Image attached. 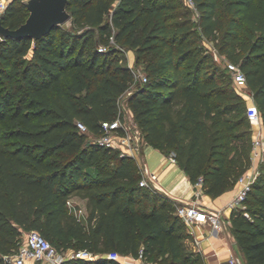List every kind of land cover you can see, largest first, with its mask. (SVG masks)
I'll return each mask as SVG.
<instances>
[{"label":"trees","instance_id":"1","mask_svg":"<svg viewBox=\"0 0 264 264\" xmlns=\"http://www.w3.org/2000/svg\"><path fill=\"white\" fill-rule=\"evenodd\" d=\"M192 1L195 7L188 0H69L70 28L55 26L38 40L0 35V264H11L5 256L31 231L60 253L97 256L63 264H121L106 257L114 252L205 264L186 248L178 202L140 185L135 158L91 139L120 116L129 94L149 147L173 155L194 185L202 179L213 198L238 185L251 165L254 132L247 115L230 113L250 93L264 125V0ZM29 14L13 0L1 16L17 29ZM205 39L244 72V90L214 63ZM125 51L143 63L146 82L136 79ZM75 199L86 202L85 220ZM244 206L232 210L231 230L247 264H264L259 177Z\"/></svg>","mask_w":264,"mask_h":264},{"label":"built area","instance_id":"2","mask_svg":"<svg viewBox=\"0 0 264 264\" xmlns=\"http://www.w3.org/2000/svg\"><path fill=\"white\" fill-rule=\"evenodd\" d=\"M13 0H0V16L5 12L9 4ZM25 3L29 0H22ZM192 7H195L192 0H188ZM102 50V49H101ZM228 67L232 70L233 80L239 89L244 90L247 86V80L244 72L237 66L228 63ZM143 82L147 81L146 76L142 77ZM251 102L252 106L248 113V119L254 132L252 141V155L250 168L240 177L238 181V192L235 198L227 206V209H244V202L248 196V193L252 189L253 184L259 177L260 163L264 161V125L262 116L257 104L254 101L252 94L244 92ZM127 110L122 111L118 118L113 121L102 122V133L96 138V142L106 148L119 151L123 156H130L135 158L139 163L143 178L140 182L142 186H151L157 190L159 176L153 172H150L146 166V148L149 147L142 130L136 123L134 116L132 121L127 118ZM78 127L81 131L89 133L87 126L81 122L78 123ZM169 159L172 163H177L176 158L171 155ZM195 199L193 201L176 200L177 215L187 224L189 231L201 225H208L212 231L226 230L228 225L224 219V211H211L201 206L197 199L203 192L202 179L196 184ZM70 206L73 204L69 202ZM231 224V223H230ZM110 260L119 261L121 264H156L144 260L142 255L138 258H134L128 255H122L114 252L109 253L106 256ZM72 258H83L88 260L96 259L97 256L89 250L73 251V254L69 257L64 255L50 244L38 231H31L25 235V240L19 249L8 256H5V260L11 264H35L36 261H41V264H63L66 260ZM227 264H239L238 257L231 253Z\"/></svg>","mask_w":264,"mask_h":264},{"label":"crops","instance_id":"3","mask_svg":"<svg viewBox=\"0 0 264 264\" xmlns=\"http://www.w3.org/2000/svg\"><path fill=\"white\" fill-rule=\"evenodd\" d=\"M150 155L158 157L153 162L152 168H149L146 157L145 162L149 171L159 176L158 187L160 190L174 200L193 201L197 187L191 182L188 174L177 163H172L160 149L152 148ZM237 192L238 185L221 196L213 198L203 190L197 199L201 206L211 211H224V219L228 225L226 230L221 231H212L208 225L197 226L192 232L189 231L190 237L184 241L186 248L189 251L199 252L205 264H227L231 253L238 257L239 264H247L243 254L239 251L236 237L231 230L232 210L227 209ZM74 201H81L86 205L83 200L75 199Z\"/></svg>","mask_w":264,"mask_h":264},{"label":"water","instance_id":"4","mask_svg":"<svg viewBox=\"0 0 264 264\" xmlns=\"http://www.w3.org/2000/svg\"><path fill=\"white\" fill-rule=\"evenodd\" d=\"M69 0H29L26 6L30 12L28 19L17 29H11L3 24L0 16V35L8 38L31 37L41 39L50 33L55 26L70 23L71 14L68 12ZM35 264H41L36 261Z\"/></svg>","mask_w":264,"mask_h":264},{"label":"rangeland","instance_id":"5","mask_svg":"<svg viewBox=\"0 0 264 264\" xmlns=\"http://www.w3.org/2000/svg\"><path fill=\"white\" fill-rule=\"evenodd\" d=\"M193 18L195 21H197V14L195 9H193ZM65 28H70L71 24H65L64 26ZM205 43H206V47L209 49L212 57H213V61L215 64H218L219 66H221L222 68H226L232 72L231 68L228 67V63L229 61L226 59V57L224 55H221L218 51V49L215 47L214 42L209 41L208 39H205ZM124 54L127 56L128 60H129V64L131 66V68L133 69L134 73L136 74V79L140 80L142 79V77L145 76L144 70H143V63H137L136 61V55L133 51H125ZM128 95L126 94L122 100H121V108L122 111L125 112V110H127V118L129 121L134 120L133 119V113L131 111V109L128 106L127 103V99H128ZM252 106V102L251 100L246 96V104L243 106V108H241L238 111H235L233 113H230V116L233 118H237L239 116L242 115H248L250 108ZM247 127H251L249 124L247 125ZM252 129V127H251ZM92 140H96L95 137H91ZM251 144V143H250ZM152 152V147H147L146 148V159H147V163L149 165V168H152L153 162L156 161L158 159V157L152 156L150 155ZM259 178L261 179L263 185H264V161L262 163H260V173H259ZM160 192L164 193L162 190H159ZM165 194V193H164ZM75 204V208H74V212L81 218L85 220V216H86V210H85V205L84 203L81 201H76L74 202ZM25 237L23 238V242H24ZM64 255V257H69L70 255L73 254V251L71 250H67L65 252L62 253Z\"/></svg>","mask_w":264,"mask_h":264}]
</instances>
